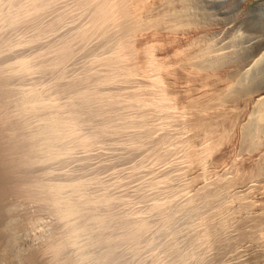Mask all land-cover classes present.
I'll return each mask as SVG.
<instances>
[{
    "label": "rangeland",
    "instance_id": "rangeland-1",
    "mask_svg": "<svg viewBox=\"0 0 264 264\" xmlns=\"http://www.w3.org/2000/svg\"><path fill=\"white\" fill-rule=\"evenodd\" d=\"M130 2L0 0V264H264V0Z\"/></svg>",
    "mask_w": 264,
    "mask_h": 264
},
{
    "label": "bare ground",
    "instance_id": "bare-ground-1",
    "mask_svg": "<svg viewBox=\"0 0 264 264\" xmlns=\"http://www.w3.org/2000/svg\"><path fill=\"white\" fill-rule=\"evenodd\" d=\"M131 1V2H130ZM112 2V1H111ZM129 5H131V7H130V9L126 12V15L127 16H131V18L133 19L132 21L134 22V25H133V29L132 30H138V29H140V28H142L143 27V25H144V23H146V22H148V21H150V19L152 18V17H154V16H156V15H158L159 13H161V12H163L164 11V4H163V2H162V0L160 1V0H154V1H150V0H129ZM165 2V1H164ZM12 3V2H11ZM107 4H108V2H107ZM103 5V4H102ZM128 5V6H129ZM11 7V6H10ZM162 7V8H161ZM107 8V7H106ZM128 8V7H127ZM126 8V9H127ZM161 9V10H160ZM124 11H126V10H124ZM123 11V12H124ZM122 12V13H123ZM117 14V13H116ZM124 14H125V12H124ZM159 17H160V15H159ZM12 19V18H11ZM153 19H155L156 20V17L155 18H153ZM160 19V18H159ZM100 21V20H99ZM101 22V21H100ZM158 22V21H157ZM96 23V22H95ZM157 29V28H156ZM165 30H166V28H165ZM138 31H140V30H138ZM137 31V32H138ZM153 31V30H152ZM156 31V30H155ZM151 32V33H147L146 34V32H145V34L143 33V32H140V33H142L143 35H140V34H137V35H135V36H137V41H138V43H139V47L141 48V49H139L140 51H141V53H143V54H147L146 56H148L147 57V59H150V57H149V55H151L152 53H153V51L154 52H157L158 53V57L157 58H155V59H157V60H155L154 59V61H152L151 59L150 60H148L149 61V63H150V61H152L153 63L152 64H154L155 63V68L157 67V71H160V74H165V77H167L168 78V80H169V82H171L170 84L171 85H173V86H175V88H177V91L176 92H180V94L182 93L183 95H184V99H186V101L188 102H190V99L192 98V97H199L200 96V94H201V88L200 89H196V88H193V86L192 85H190L191 84V82H189V81H191V79L190 78H192V77H187V76H189L188 74H187V76H185L183 79H180V80H178V79H176V78H174L175 76L173 75L174 73H176V72H174L175 71V69H178V68H176V66L178 67L179 65H181V63L183 64L184 63V61H185V59L184 58H182V56L180 55L181 53H179V48H181L180 47V45L181 44H185L186 43V41H187V39H186V37L185 36H183V35H174L173 33L171 34L170 32H164V31H162V30H159V31H156V32ZM185 33V32H184ZM133 34H135V33H133ZM136 38V37H135ZM183 44V45H184ZM137 45V44H136ZM65 49V48H64ZM126 49V48H125ZM182 49V48H181ZM180 49V50H181ZM133 51V50H132ZM135 51V50H134ZM139 51V52H140ZM137 52H138V49H137ZM142 54V55H143ZM156 54V53H155ZM134 55V54H133ZM141 55V54H140ZM139 55V56H140ZM141 55V56H142ZM119 56V55H118ZM138 56V55H137ZM144 56V55H143ZM151 56H153L154 57V55H151ZM186 57V56H185ZM140 58V57H139ZM145 58V57H144ZM143 58V59H144ZM147 59L144 61V60H142V58H141V60L142 61H144V62H146L147 61ZM138 60V59H137ZM148 63V62H147ZM145 65H147L146 63H144ZM143 64V62H142V65L143 66H145ZM185 64V63H184ZM183 64V65H184ZM182 65V66H183ZM23 66V65H22ZM142 66V67H143ZM149 66V65H148ZM175 67V69H173L172 70V68H174ZM184 67V66H183ZM139 68H141V67H139ZM144 68H146V67H144ZM142 71V70H141ZM180 71V70H179ZM142 73H145V69H143V72ZM182 73V72H181ZM146 74V73H145ZM174 76V77H173ZM191 76V75H190ZM164 77V76H163ZM166 79V78H165ZM176 79V80H175ZM193 89H195V91H192L191 92V89L192 88ZM200 87V86H199ZM174 88V87H173ZM192 89V90H193ZM189 90H190V92H189ZM205 91V90H204ZM191 94V95H190ZM208 94V93H207ZM192 100V99H191ZM197 100V99H196ZM186 101H185V103H186ZM202 101V100H201ZM184 102V101H183ZM196 102V101H195ZM187 104V103H186ZM191 104H192V102H191ZM208 104V103H207ZM188 105H190V104H188ZM200 105V104H199ZM191 106H189L188 108H190ZM195 107V106H194ZM194 109V108H193ZM203 118V117H202ZM213 120V119H212ZM196 122V121H195ZM56 130V129H55ZM212 130V129H211ZM223 130V129H222ZM205 133V132H204ZM195 134V133H194ZM206 137V136H205ZM201 138V137H200ZM199 138V139H200ZM207 139V138H206ZM210 139H211V136H210ZM51 140V139H50ZM207 141V140H206ZM203 142V141H202ZM231 142V141H230ZM205 143V142H204ZM212 143H214V142H212ZM206 144V143H205ZM207 144L208 145H212L211 143H208L207 142ZM207 144L206 145H204V147L205 146H207ZM235 141L234 142H232V143H227L226 145V147L225 148H222V149H224L223 151H222V149H221V151H222V153H224V160L223 161H219V163H215L216 165L214 166L216 169L217 168H221V167H223L224 166V164H227V163H229V162H231L232 161V159H233V156H234V152H235ZM214 145V144H213ZM214 146H212V148H213ZM211 150V149H210ZM214 150V149H213ZM191 152V151H190ZM195 152V151H194ZM220 152V151H219ZM193 153V152H192ZM197 155V154H196ZM196 155H195V153L194 154H191L189 157L191 158V161L192 162H196ZM1 176V175H0ZM2 178V177H1ZM2 185H3V183H2V180H0V198H2V197H4V196H2L3 195V191H4V189H2L3 187H2ZM258 186V185H257ZM252 187V186H251ZM259 187H260V185H259ZM54 192V191H53ZM5 194V193H4ZM255 194H257L258 195V198H260L261 199V203H260V205H261V208H259V209H262V208H264L263 206V201H264V186H262V187H260V188H257V192L255 193ZM1 200V199H0ZM259 200V199H258ZM1 202V201H0ZM259 202H260V200H259ZM260 205H259V207H260ZM263 205V206H262ZM58 208V207H57ZM60 209V208H59ZM69 210V209H68ZM263 210V209H262ZM68 212V211H67ZM66 214V213H65ZM259 227V226H258ZM72 228V227H71ZM263 234V233H262ZM260 243V242H259ZM6 257V256H5ZM2 260V259H1Z\"/></svg>",
    "mask_w": 264,
    "mask_h": 264
}]
</instances>
